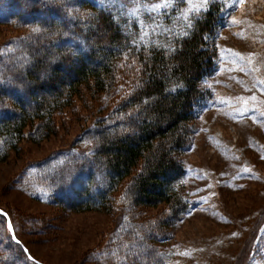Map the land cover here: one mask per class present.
I'll use <instances>...</instances> for the list:
<instances>
[{"label": "trees", "instance_id": "16d2710c", "mask_svg": "<svg viewBox=\"0 0 264 264\" xmlns=\"http://www.w3.org/2000/svg\"><path fill=\"white\" fill-rule=\"evenodd\" d=\"M192 3L0 0V24L29 31L0 55V147L15 149L27 128L38 130L35 140L45 138L63 110L97 100L101 115L86 135L93 149L69 158L55 197L70 211L107 209L117 195L140 207L162 206L169 216L145 224L155 242L191 210L179 154L206 98L201 82L217 68L218 48L208 36L226 0H198L200 11ZM75 7L87 16L71 12ZM139 250L157 254L152 244ZM22 251L25 261L5 264H34ZM147 257L142 262H159Z\"/></svg>", "mask_w": 264, "mask_h": 264}, {"label": "rangeland", "instance_id": "374dc122", "mask_svg": "<svg viewBox=\"0 0 264 264\" xmlns=\"http://www.w3.org/2000/svg\"><path fill=\"white\" fill-rule=\"evenodd\" d=\"M219 17L208 36L217 68L201 82L206 98L179 154L191 210L155 242L145 224L168 215L162 206H136L123 195L102 210L60 205L62 171L70 157L93 149L86 135L101 115L97 100L76 101L45 138L35 140L38 130L27 128L15 149L0 147V264L25 261L22 248L34 264H146L144 253L151 257L139 249L151 244L155 264H264V0H226ZM27 32L0 24V55Z\"/></svg>", "mask_w": 264, "mask_h": 264}, {"label": "snow or ice", "instance_id": "6c2138e0", "mask_svg": "<svg viewBox=\"0 0 264 264\" xmlns=\"http://www.w3.org/2000/svg\"><path fill=\"white\" fill-rule=\"evenodd\" d=\"M188 2H190V0H188ZM209 2V0H202V3L203 4H207ZM236 2V0H233V3H235ZM245 2V0H239V3L240 4H243ZM163 6H167V2H165V4L163 5ZM155 7H160V5H155L154 6V8ZM201 10V8H200V6H197L196 7V11H200ZM134 14V13H133ZM189 27H191V24H189ZM38 30V29H37ZM260 83L262 84V85H264V81H260ZM253 99H255V97H253ZM8 228L11 230L12 229V225H11V223L10 222H8ZM25 251H27L26 249H25Z\"/></svg>", "mask_w": 264, "mask_h": 264}]
</instances>
